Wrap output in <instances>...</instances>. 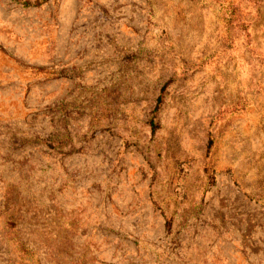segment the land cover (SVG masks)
Returning a JSON list of instances; mask_svg holds the SVG:
<instances>
[{"label":"rangeland","instance_id":"obj_1","mask_svg":"<svg viewBox=\"0 0 264 264\" xmlns=\"http://www.w3.org/2000/svg\"><path fill=\"white\" fill-rule=\"evenodd\" d=\"M0 264H264V0H0Z\"/></svg>","mask_w":264,"mask_h":264},{"label":"trees","instance_id":"obj_2","mask_svg":"<svg viewBox=\"0 0 264 264\" xmlns=\"http://www.w3.org/2000/svg\"><path fill=\"white\" fill-rule=\"evenodd\" d=\"M19 250L22 251V252L24 251V249H22V248H20ZM22 258H23V257H22Z\"/></svg>","mask_w":264,"mask_h":264}]
</instances>
